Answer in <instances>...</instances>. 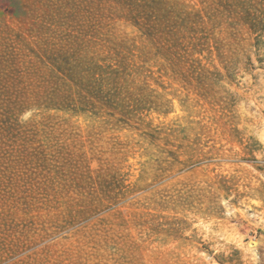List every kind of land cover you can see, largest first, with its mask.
Instances as JSON below:
<instances>
[{
    "label": "rangeland",
    "instance_id": "1",
    "mask_svg": "<svg viewBox=\"0 0 264 264\" xmlns=\"http://www.w3.org/2000/svg\"><path fill=\"white\" fill-rule=\"evenodd\" d=\"M0 264H264V0H0Z\"/></svg>",
    "mask_w": 264,
    "mask_h": 264
},
{
    "label": "bare ground",
    "instance_id": "2",
    "mask_svg": "<svg viewBox=\"0 0 264 264\" xmlns=\"http://www.w3.org/2000/svg\"><path fill=\"white\" fill-rule=\"evenodd\" d=\"M255 254V253H254Z\"/></svg>",
    "mask_w": 264,
    "mask_h": 264
}]
</instances>
